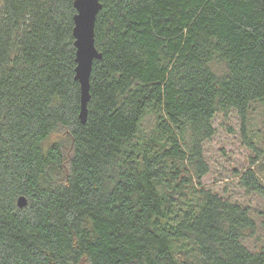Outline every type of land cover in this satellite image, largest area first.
Segmentation results:
<instances>
[{"label":"trees","instance_id":"1","mask_svg":"<svg viewBox=\"0 0 264 264\" xmlns=\"http://www.w3.org/2000/svg\"><path fill=\"white\" fill-rule=\"evenodd\" d=\"M100 1L83 123L75 0H0V264H264L250 205L203 183L216 115L264 98V0Z\"/></svg>","mask_w":264,"mask_h":264},{"label":"rangeland","instance_id":"2","mask_svg":"<svg viewBox=\"0 0 264 264\" xmlns=\"http://www.w3.org/2000/svg\"><path fill=\"white\" fill-rule=\"evenodd\" d=\"M243 120L235 110L221 112L214 119L216 134L207 142L205 156L210 164V172L203 178V183L215 190L229 192L246 202L253 209L259 222L257 245L264 243V198L256 193H247L236 186L234 170L249 166L250 156L255 155L248 141L257 147L264 148V98L254 103L249 112L246 128ZM264 178V170L259 169ZM261 212V213H260ZM254 244V241H251Z\"/></svg>","mask_w":264,"mask_h":264},{"label":"water","instance_id":"3","mask_svg":"<svg viewBox=\"0 0 264 264\" xmlns=\"http://www.w3.org/2000/svg\"><path fill=\"white\" fill-rule=\"evenodd\" d=\"M76 14L74 16L73 35L76 47V76L81 85V111L80 120L85 123L88 116V102L91 98L90 79L94 61L100 59L102 54L95 45V26L98 13L102 8L100 0H75ZM25 196L18 198V206H27Z\"/></svg>","mask_w":264,"mask_h":264}]
</instances>
